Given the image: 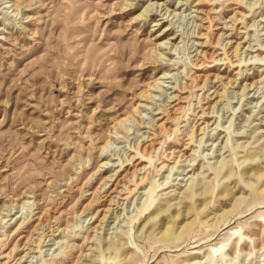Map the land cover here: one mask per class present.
<instances>
[{
    "label": "rangeland",
    "instance_id": "1",
    "mask_svg": "<svg viewBox=\"0 0 264 264\" xmlns=\"http://www.w3.org/2000/svg\"><path fill=\"white\" fill-rule=\"evenodd\" d=\"M0 248L264 264V0H0Z\"/></svg>",
    "mask_w": 264,
    "mask_h": 264
},
{
    "label": "bare ground",
    "instance_id": "2",
    "mask_svg": "<svg viewBox=\"0 0 264 264\" xmlns=\"http://www.w3.org/2000/svg\"><path fill=\"white\" fill-rule=\"evenodd\" d=\"M202 63V62H201ZM199 64V63H198ZM197 78V77H196ZM199 78V77H198ZM219 79V78H218ZM214 94H215V92H214ZM213 94V95H214ZM217 96H219L220 97V95H218L217 94ZM207 97V96H206ZM219 102L220 101H217L216 103H215V105H211L212 107H209V110H211V112L210 113H213V110L216 108V106L219 104ZM177 111V109H175L174 111H173V114L174 113H177L176 112ZM174 118H176L175 116H174ZM196 127V125L194 126L193 125V128H195ZM192 136V139L194 138V135H191ZM144 144V149H143V151L145 152V151H148V152H153L154 151V146H153V143H151V144H149V145H147V143H143ZM134 173V172H133ZM132 173V174H133ZM123 178V177H122ZM124 179V178H123ZM122 183H123V181L122 180H120V181H118L117 182V184L115 185V188H114V191H113V193H117L119 190V187L122 185ZM119 193V192H118ZM116 195V194H115ZM115 204H118V205H120L119 203H115ZM113 210L111 209V210H108V213H110V212H112ZM107 217H104V219H106ZM47 223V221L46 220H44V219H41L40 220V224L37 226V228H36V230L34 231V235L36 234V232L39 230V229H41V230H43V227L45 226V224ZM32 241H34V236L32 235V236H30V238L27 240V242H26V245L27 244H30ZM18 244V243H17ZM31 245V244H30ZM17 247L18 246H16V248L14 249V251L17 249ZM0 250H1V248H0ZM25 250H28V249H25ZM217 252V251H216ZM28 257V253H26V255H24L21 259H19V261H23V259H25V258H27Z\"/></svg>",
    "mask_w": 264,
    "mask_h": 264
}]
</instances>
